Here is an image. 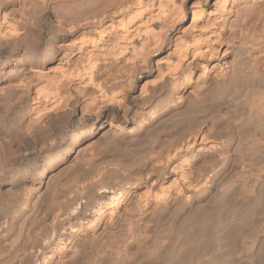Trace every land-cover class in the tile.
<instances>
[{
    "label": "bare ground",
    "instance_id": "bare-ground-1",
    "mask_svg": "<svg viewBox=\"0 0 264 264\" xmlns=\"http://www.w3.org/2000/svg\"><path fill=\"white\" fill-rule=\"evenodd\" d=\"M263 198L264 0H0V264H204Z\"/></svg>",
    "mask_w": 264,
    "mask_h": 264
},
{
    "label": "rangeland",
    "instance_id": "rangeland-1",
    "mask_svg": "<svg viewBox=\"0 0 264 264\" xmlns=\"http://www.w3.org/2000/svg\"><path fill=\"white\" fill-rule=\"evenodd\" d=\"M263 202H264V200L261 201V203L259 204L260 206H258V210H260V212H262V213H264V208H263L264 203ZM259 207H262V208L260 209ZM258 217H259V215H253L247 219L246 223L248 225L246 224V225H244V227H242L243 229L241 228V230H240L241 235H246V234L251 233V231H252L251 229H253V225L258 221ZM252 219L256 220V222L252 221ZM245 226H246V229H245ZM247 227H248V229H247ZM245 231L247 232L246 234H245ZM253 234H255V235L246 241L244 248L241 247L240 240H238L239 243L237 242L240 246H237L238 245L237 243L229 244V246L222 249V252L217 251V249L213 246L212 249H215V251L213 252V255L208 258V259L211 258L210 260L212 261V263L207 259V260H205L204 264H206L207 261H208L207 263L210 262V264H264V260L262 261V259L264 258V228L261 230V232H258V233L255 232ZM197 243H195L194 244L195 246L193 245V247H195V248L197 246L200 247L199 244H201V243L204 244V245H201V247L199 249H202L203 248L202 246H206L208 244V242L207 243H206V241L201 242L200 240H198ZM235 244H237V245H235ZM228 247H231L232 249L230 248V250H229ZM233 247L234 248L237 247L238 250L235 249L236 250L235 251ZM229 251H231L230 254H228ZM224 252H225V254H224ZM232 253H234L235 255Z\"/></svg>",
    "mask_w": 264,
    "mask_h": 264
}]
</instances>
